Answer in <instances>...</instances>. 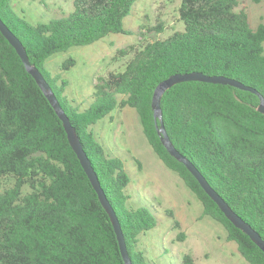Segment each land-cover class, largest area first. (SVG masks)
<instances>
[{
	"label": "trees",
	"instance_id": "obj_1",
	"mask_svg": "<svg viewBox=\"0 0 264 264\" xmlns=\"http://www.w3.org/2000/svg\"><path fill=\"white\" fill-rule=\"evenodd\" d=\"M136 1L72 0L65 17L34 25L15 13L14 0H0V19L19 39L75 128L118 218L132 264H148L138 239L156 227V218L145 206H131L123 162L90 130L125 108L136 112L148 145L194 194L203 215L222 225L226 239L248 264H264V253L168 154L151 107L160 82L193 71L236 80L264 98V24L252 27L246 11L238 8L239 0H182V30L134 51L122 71L98 77L87 108L71 106L63 95L65 80L44 68L50 57L72 47L91 45L108 34L131 35L124 22ZM73 65L67 59L59 71ZM258 104L249 91L193 81L168 89L160 107L176 150L264 240V115ZM165 213L173 219L171 211ZM0 264H124L111 221L62 122L1 33ZM181 264L196 263L184 254Z\"/></svg>",
	"mask_w": 264,
	"mask_h": 264
},
{
	"label": "rangeland",
	"instance_id": "obj_2",
	"mask_svg": "<svg viewBox=\"0 0 264 264\" xmlns=\"http://www.w3.org/2000/svg\"><path fill=\"white\" fill-rule=\"evenodd\" d=\"M181 1L137 0L124 22L131 35L108 34L91 45L72 47L50 57L44 68L65 80L63 95L71 106L87 108L98 77L122 71L134 51L182 30L178 18ZM71 2L14 0L13 9L35 25L65 17L71 11ZM238 8L246 11L252 27L264 24V0H239ZM67 59H72L74 65L59 71ZM90 130L113 157L123 162L130 178L125 192L132 196L131 206H145L156 218V227L138 239L148 264H181L184 254H190L196 264H248L236 244L226 239L222 225L203 215L194 194L156 157L133 109L112 112L111 118L99 120ZM167 210L173 219L166 215Z\"/></svg>",
	"mask_w": 264,
	"mask_h": 264
},
{
	"label": "water",
	"instance_id": "obj_3",
	"mask_svg": "<svg viewBox=\"0 0 264 264\" xmlns=\"http://www.w3.org/2000/svg\"><path fill=\"white\" fill-rule=\"evenodd\" d=\"M0 33L2 36L8 41V43L14 48L17 55L19 56L23 66L25 67L26 71L32 76L35 80L37 86L41 89L42 93L45 95L46 99L48 100L49 104L52 106L53 110L55 111L56 115L62 122L64 131L66 133L68 142L70 147L72 148L73 152L75 153L84 173L86 174L91 186L95 190L98 200L106 211L113 230L115 232L119 250L123 259L124 264H132L131 259L129 257L127 247L125 244L124 236L121 230L120 223L118 218L111 207V204L107 200L105 193L103 192L98 177L91 165V162L86 155L83 146L80 142L78 134L75 128L71 125L67 115L63 111L62 107L60 106L57 98L55 97L54 93L52 92L51 88L49 87L48 83L45 81L43 75L39 72V70L31 65L29 62L28 56L26 51L19 41V39L11 33V31L5 26V24L0 19ZM204 82V83H211V84H220V85H229L240 89L242 91H249L255 94L259 99V104L257 106V111L264 115V98L254 89L247 87L240 82L226 78L223 76H209L205 75L201 72L193 71L190 73H177L169 76L167 79L160 82L152 96L151 107L153 109V116L155 123L159 120V126L156 124L157 133L160 135V141L163 147L166 149L168 154L173 157L176 161L180 162L184 165V167L189 171V173L196 179L199 183L200 187L206 193V195L217 205L219 210L223 213L225 218L238 230L242 231L245 235L249 237V239L254 243L263 253H264V240L260 237V235L252 229L247 223H245L230 207L229 205L219 196L207 183L204 177L198 172V170L192 165V163L186 159L182 154H180L176 148L171 143L163 122H162V113H161V99L163 94L170 89L171 87L184 82Z\"/></svg>",
	"mask_w": 264,
	"mask_h": 264
}]
</instances>
